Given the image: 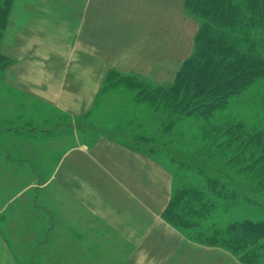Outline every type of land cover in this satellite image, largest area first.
I'll list each match as a JSON object with an SVG mask.
<instances>
[{"label":"crops","instance_id":"1","mask_svg":"<svg viewBox=\"0 0 264 264\" xmlns=\"http://www.w3.org/2000/svg\"><path fill=\"white\" fill-rule=\"evenodd\" d=\"M184 1L14 0L0 47L11 59L3 70L4 83L31 103L72 118L87 117L109 72L144 75L166 62L171 55L166 17H182ZM172 49L180 52V42ZM9 102L17 101H4ZM17 115L16 109L13 115L0 111L3 120ZM37 130L30 129L28 136L40 135L43 145L53 140L49 130ZM79 132L61 136L68 143L40 182L44 198L37 190L27 192L38 184L34 158L26 164L33 184L14 192L3 190L11 178L5 164L13 162L0 158V264L29 262L9 226L21 222V205L28 197L44 199L42 207L51 215L47 246L56 242L52 233L59 226L52 219L60 216L62 234L68 227L75 232L76 226L82 244L107 247L113 264H244L224 248L188 239L164 219L175 187L165 163L121 136L102 132L85 139ZM6 134L22 137L16 127ZM2 139L5 145L6 135ZM12 166L23 168L20 162Z\"/></svg>","mask_w":264,"mask_h":264},{"label":"trees","instance_id":"2","mask_svg":"<svg viewBox=\"0 0 264 264\" xmlns=\"http://www.w3.org/2000/svg\"><path fill=\"white\" fill-rule=\"evenodd\" d=\"M13 2L4 0L0 4L3 32ZM184 6L199 18L200 24L193 50L175 80L158 84L131 74L124 76V83L137 90L136 96L149 106L177 118L212 119L229 107L234 96L264 79V56L252 35L256 28L264 32V0H185ZM0 35L3 37L2 32ZM1 56L6 64L11 62L9 57ZM170 121L169 126L174 124ZM204 127V147L193 159L202 156L205 166L217 174L173 156L176 163L193 168V177L202 180L191 182L180 174V169L172 170L174 185L175 178L181 179L163 217L194 242L224 248L244 264H264V217L223 221L214 216L219 206L238 205L242 199L264 209V201L247 196L252 193L264 199V127L249 128L238 119ZM143 133L133 136L136 144L149 143L145 148L149 153L161 151L160 143L155 144L157 138ZM239 178L241 185H233Z\"/></svg>","mask_w":264,"mask_h":264},{"label":"rangeland","instance_id":"3","mask_svg":"<svg viewBox=\"0 0 264 264\" xmlns=\"http://www.w3.org/2000/svg\"><path fill=\"white\" fill-rule=\"evenodd\" d=\"M3 3L4 0H0V4L2 5ZM166 19V49L171 53V55L167 54L166 62L144 75L138 73L122 74L113 71L112 76H108L106 80L95 109L87 117L72 118L62 115L57 110L29 102V99L20 96L13 89L9 88L3 79V70L8 64H6L1 56L2 52L0 48V111H8L13 115L16 109L18 113L15 119H0V158L4 159L5 155L6 159L11 163L20 162L23 166V168H20L12 166L13 163L12 165L5 164L6 175L14 178H10V180L4 182L3 190L10 189V191L14 192L29 187L33 184V181L31 182L30 180H33L35 174L38 184L32 189L29 188L27 192L33 194L37 190L38 198H44L45 189L42 188L43 186L40 182H43L47 177L48 173L52 170V166H50L51 162L55 163V160L61 155L68 143L64 142L61 136L72 135L76 130L80 131L79 135H81V138L93 139L102 132H107L121 136L131 144H136L135 138H133L135 134H144L143 132H145L147 135H154L157 138V143L155 142V144L160 143L159 146L162 149L161 151L157 149L151 152V156L165 163L173 171L180 169V174L181 172L184 173L186 180L190 179L191 182H197L196 179L199 181L202 179L201 177H193L195 175L192 171L193 168L189 170L188 167L176 163L174 157H176L175 159H182L185 162L196 164L198 168H204L208 173L217 174L213 168L205 166L206 163L203 162L202 156H197V158L193 159V155L200 152L204 147L205 141L202 138L204 126L238 119L243 120L249 128L264 127V79L258 80L244 92L234 96L230 101L229 107L217 112L214 118H199V120L193 116H181L177 118V116L170 114L164 109L159 110L151 107L136 96L137 90L130 89L124 83L126 80H124V76L131 74L139 76V80H147L158 84L169 83L175 80L184 60L193 50L194 39L200 20L190 10L186 9L185 6L182 17L167 16ZM2 29L0 26V33L2 32L4 37L7 28L4 32ZM252 35L257 41V48L264 56V32L256 28L253 30ZM3 37L0 35V47ZM179 42L182 47L180 52L172 49L173 45H177ZM5 99H10V101L15 99L17 102L5 104ZM170 120L174 121V124L171 126L168 125ZM14 127L22 135L19 140L13 139V135L6 134V131ZM33 128H38L37 132L41 129L49 130L50 134L48 135H51L53 140L43 145L41 143L43 138L40 135L35 138L28 136L30 135L29 130ZM5 135L7 139L4 145L2 143V136ZM70 141H72V138ZM147 145L150 144L141 141L143 150L147 148ZM31 157L34 158L35 163L39 166V168L32 169L34 174L26 165L27 161L30 163L29 159ZM228 172L231 173L230 171ZM180 179L175 178L176 187L180 184ZM240 180L241 178L236 179L233 185L240 186ZM247 196L254 201H264L261 196H255L252 193L247 194ZM23 203L21 205V222L15 223L11 221L9 226L12 229L10 232L11 236L21 241L19 251L29 261L24 264L114 263L112 260L113 254L107 247L99 246L98 248H94L89 247L88 244H82L77 237L76 226L74 228L75 232L71 231V227H68V231L62 234L60 231V226L62 225L60 216L52 219L53 223L59 226V230L52 233V240L56 242L52 247L47 246L46 226L47 222L51 220V215L47 213L45 207H42V205H45L44 199L30 200L28 197L23 200ZM214 216L215 219L223 221L234 218L259 220L264 217V209L254 205V203H250V201L242 199L238 202V205H229L228 208L219 206L214 211ZM33 225L38 230H35ZM15 227H18V229ZM34 242L33 246L35 247L29 246V244H33ZM36 243H38L37 246Z\"/></svg>","mask_w":264,"mask_h":264}]
</instances>
